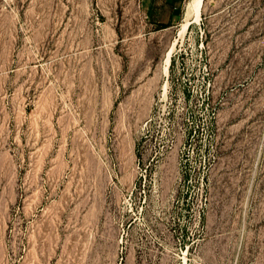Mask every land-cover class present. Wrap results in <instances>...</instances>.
Instances as JSON below:
<instances>
[{"label": "rangeland", "instance_id": "1", "mask_svg": "<svg viewBox=\"0 0 264 264\" xmlns=\"http://www.w3.org/2000/svg\"><path fill=\"white\" fill-rule=\"evenodd\" d=\"M183 19L0 0V264H264V0Z\"/></svg>", "mask_w": 264, "mask_h": 264}, {"label": "crops", "instance_id": "2", "mask_svg": "<svg viewBox=\"0 0 264 264\" xmlns=\"http://www.w3.org/2000/svg\"><path fill=\"white\" fill-rule=\"evenodd\" d=\"M143 17L152 26H176L184 14L185 0H138Z\"/></svg>", "mask_w": 264, "mask_h": 264}, {"label": "bare ground", "instance_id": "3", "mask_svg": "<svg viewBox=\"0 0 264 264\" xmlns=\"http://www.w3.org/2000/svg\"><path fill=\"white\" fill-rule=\"evenodd\" d=\"M204 4V0H191L186 7V12L183 19L182 27L180 28V32L184 33L191 23L197 22L200 20L202 7ZM183 37V36H182ZM172 49L168 52L166 56L167 64L164 66V74L168 72V64L170 62Z\"/></svg>", "mask_w": 264, "mask_h": 264}, {"label": "trees", "instance_id": "4", "mask_svg": "<svg viewBox=\"0 0 264 264\" xmlns=\"http://www.w3.org/2000/svg\"><path fill=\"white\" fill-rule=\"evenodd\" d=\"M166 26L165 25H160V28H165Z\"/></svg>", "mask_w": 264, "mask_h": 264}]
</instances>
